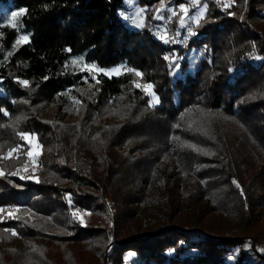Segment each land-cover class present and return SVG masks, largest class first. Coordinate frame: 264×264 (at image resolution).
<instances>
[{
    "label": "trees",
    "instance_id": "1",
    "mask_svg": "<svg viewBox=\"0 0 264 264\" xmlns=\"http://www.w3.org/2000/svg\"><path fill=\"white\" fill-rule=\"evenodd\" d=\"M8 1L30 39L0 68V242H41L0 264H264V0L208 1L190 36L188 0ZM18 38L0 14L2 48ZM78 56L124 71L71 72ZM27 94L68 123L32 113L28 139L9 132Z\"/></svg>",
    "mask_w": 264,
    "mask_h": 264
},
{
    "label": "rangeland",
    "instance_id": "2",
    "mask_svg": "<svg viewBox=\"0 0 264 264\" xmlns=\"http://www.w3.org/2000/svg\"><path fill=\"white\" fill-rule=\"evenodd\" d=\"M208 1H211V0H196V5L197 6L194 7L193 6V0H188V5L184 6L185 8L188 9V14L187 15H185L182 12H180V8L181 7L176 10L179 15L183 14L182 16H184L185 25H186L185 27L187 29V30H185V32H186V34L188 36H190L189 35V28L192 31V27L194 25H197L199 20L202 19L205 16V14L207 12V2ZM18 11H21V10H18L16 8H14L11 1H8L5 4H0V14H1V17L3 19V26H8V27H11L13 29H16L19 32L18 40L20 39L21 36H27L28 37L27 41H20V43H17V41H18L17 40L12 50H5L4 48H2V45H1V42H0V68H2L4 66H7L8 62L10 61V57H11V55H9V53L12 54L21 45L28 43L29 39H30V36L25 34V33H23V31H22V26L20 25V18L21 17L18 18V23H16L15 27H13L12 25L9 24V20L12 19V13H15V12H18ZM201 11L203 12V16H200V12ZM137 13H140L139 17L137 16ZM171 16H172V13H171ZM197 20H198V22H197ZM140 21L143 22V27H145L144 13L137 6L135 11L132 14V17L128 18L127 24L131 28L140 29L142 27H137L136 26L137 23L140 22ZM14 23H15V21H14ZM154 34H155V36H158L159 38L162 35L166 34L165 38H167V30L166 29L158 30V31L155 30ZM73 61H76V63H73ZM191 61L194 64L197 62V54L196 53L192 56V60ZM194 64L192 65V67H194ZM85 65L91 66L93 64L87 63L83 56H78V57H72L69 60V63L67 65V67H68V69L71 72H74V73H90L89 71L85 70V68H84ZM96 68L97 69H101L103 71H91V73L93 75L94 74H101V75L109 77V78L118 76V75L122 74L123 71H124L123 64L114 66L112 68H98V67H96ZM117 68H119L121 70L119 73H115L113 71V70H115ZM104 72L111 73V75H104ZM140 77H141V75L138 76V78H140ZM135 82H137V86L142 87L143 89H145V87H144L145 85L142 84L139 80H136ZM20 88L25 90V92L27 91L28 93L30 91H35V88H29L28 86H24L22 84L20 85ZM145 91H147L150 95H152V97L154 95L155 98H157L156 95L153 92V87H151V89H145ZM29 96L30 95H28V94H27V96L23 95L22 98H24V99H20V101H19V99L16 98L17 101L13 102V104H15V105L19 104V109H18L17 114L13 117V120H11L10 122H8L6 124V127H8L7 129H8L9 132H14V134L17 135L18 133H22V132H20L21 130L26 131V125H28V121L30 120V116H31L32 113L34 114L33 118H39L40 120H47L48 122L49 121H59V122L68 123V120L70 119V117H68V113L58 112V110L56 108H49L48 109V108L42 107V103H40V105L38 107L36 104L34 105L32 103V99L30 98V97H32V95L30 97ZM68 101L70 102V104H72V105L75 104L76 105V102L73 101L71 98ZM156 101H157V99H156ZM17 130H19V132H16ZM28 137H30V136L28 135ZM34 138L32 140V144H31V145H33L32 146L33 148H32V151H31L32 156H36L38 154V150H39V147H38V145H37V143H36ZM28 143H30V140H29ZM172 185L173 184H170V187ZM180 193L182 194L183 192L181 191ZM259 194H261V193H259ZM205 204H202V205H205ZM209 210H210V208H209ZM209 210L206 209V212L209 213ZM1 213L2 212H0V215H2ZM89 217H90L89 215H88V217L87 216L85 217V222L90 221ZM206 220L210 221V223L214 227H223L225 224H230V221L226 217H223V216L217 214L216 212L212 213V211L210 212V214L206 218ZM260 225H261V228L263 230L264 229V219H263V222L260 223ZM199 233H200V235L202 237L209 238L206 233H204V232H199ZM200 235L193 236V239L195 241H199ZM212 240L219 241L218 239H212ZM38 242L40 243L41 241L37 240L36 238L33 239V240L31 238H29V239L13 238V240L10 241V242H4V243L0 242V258H2V255H4L2 259L7 260V259H10L13 256L11 254H16V252H20V253L23 254L22 258H24V261L27 262V259L29 258V256H27L25 254L29 253L30 249H32V246L34 244L38 243ZM248 242L251 243V241L249 239H246L244 241V243H242V246H245L246 244H248ZM42 243H43V241H42ZM111 251H112V247L109 248V252L110 253H111Z\"/></svg>",
    "mask_w": 264,
    "mask_h": 264
},
{
    "label": "snow or ice",
    "instance_id": "3",
    "mask_svg": "<svg viewBox=\"0 0 264 264\" xmlns=\"http://www.w3.org/2000/svg\"><path fill=\"white\" fill-rule=\"evenodd\" d=\"M193 6L194 7L197 6L196 5V0H193ZM163 9H164V5L162 4L161 5V10H163ZM25 12H26V10H21V11L12 13V19L9 20V24L12 25L13 27H15L16 26V23H18V18L24 16L25 15ZM180 12L184 13L185 15H187L188 14V9L185 8L184 6H181ZM139 15H140V13H137V16L138 17H139ZM176 15H177V13L175 11H172V16H176ZM200 16H203V12L202 11L200 12ZM155 19L160 20V19H163V17L158 14L155 17ZM179 19H180V25H179L180 28H184L186 26L185 25L184 16H181ZM14 21H15V23H14ZM197 22H198V20H197ZM136 26L137 27H143V22L142 21L138 22ZM194 34L195 33H193L191 31V29L189 28V35H194ZM165 35H162L160 38L163 39L164 40V43L167 44V43H169V39L165 38ZM177 35H179V33H177ZM27 39H28L27 36H21L20 39L17 41V43H20V41H27ZM9 55H11V53H9ZM165 59L168 60L169 57L166 56ZM73 63H76V61H73ZM84 68H85V70H87L89 72H91V71H103L101 69H97L95 65H91V66L85 65ZM113 71L115 73H119L121 70L119 68H117V69H115ZM128 71H133V70L132 69H128ZM135 74L137 76H140L141 75V73H139V72H136ZM104 75H111V73L104 72ZM19 83H21L24 86H27V81H19ZM97 83H99V81H97ZM144 87H145V89H151L152 86L149 84V85H145ZM153 102H158V101H156V98H155L154 95H153ZM18 135H20L22 139H28V135L27 134L18 133ZM17 150L18 149H12V150H10V154H11V152L17 151ZM5 158H7V157H5ZM0 174H2V173H0ZM233 183L236 184L237 188L240 187V185L236 181H233ZM241 195H243V190L242 189H241ZM3 211H4V209L0 208V212H3ZM85 214H88V213H85ZM73 215L76 216L77 213H73ZM81 223L83 224V221L82 220H81ZM6 231H8V230H6ZM12 235L15 236V235H17V233L15 231H12ZM261 251H264V249H261Z\"/></svg>",
    "mask_w": 264,
    "mask_h": 264
},
{
    "label": "built area",
    "instance_id": "4",
    "mask_svg": "<svg viewBox=\"0 0 264 264\" xmlns=\"http://www.w3.org/2000/svg\"><path fill=\"white\" fill-rule=\"evenodd\" d=\"M248 244H250V242H248Z\"/></svg>",
    "mask_w": 264,
    "mask_h": 264
}]
</instances>
